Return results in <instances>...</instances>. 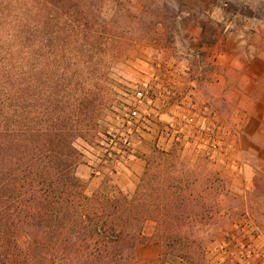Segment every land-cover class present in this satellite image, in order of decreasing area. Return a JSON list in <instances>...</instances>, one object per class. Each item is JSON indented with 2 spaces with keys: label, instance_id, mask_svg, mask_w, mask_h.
Returning <instances> with one entry per match:
<instances>
[{
  "label": "rangeland",
  "instance_id": "obj_1",
  "mask_svg": "<svg viewBox=\"0 0 264 264\" xmlns=\"http://www.w3.org/2000/svg\"><path fill=\"white\" fill-rule=\"evenodd\" d=\"M0 1L9 11L0 19V30L12 33L18 6ZM51 1L48 49L56 43L57 28L65 34L75 25L86 35L82 43L94 47L83 77L102 88L97 126L75 139L81 153L75 172L86 193H133L149 167L190 171L201 162L228 190L218 196V212L198 234L203 258L194 263L162 247L160 261L264 264V0H97L100 16L87 17L77 0ZM65 13L77 22H67ZM38 22L34 16L30 25ZM144 82L162 115L140 143L134 137L131 159L146 163L135 178L131 159L122 165L112 159L98 164L97 155L104 153L100 142L107 131L122 123L133 89ZM192 97L197 106L206 103L216 113L221 128L215 133L225 141L217 159L194 148L172 145L163 151L156 144L159 130L177 114H186ZM91 161L100 171L92 169ZM245 203L255 206L254 217Z\"/></svg>",
  "mask_w": 264,
  "mask_h": 264
},
{
  "label": "trees",
  "instance_id": "obj_2",
  "mask_svg": "<svg viewBox=\"0 0 264 264\" xmlns=\"http://www.w3.org/2000/svg\"><path fill=\"white\" fill-rule=\"evenodd\" d=\"M94 1L74 3L85 17L100 16ZM7 3L18 6V18L14 32L0 30V264H142L149 220L163 250L200 262L198 234L228 192L222 181L200 162L190 171L149 167L133 193L87 194L75 172V139L97 126L102 88L83 77L94 47L74 25L65 34L57 28L48 49L52 1ZM243 207L254 217L255 206Z\"/></svg>",
  "mask_w": 264,
  "mask_h": 264
},
{
  "label": "built area",
  "instance_id": "obj_3",
  "mask_svg": "<svg viewBox=\"0 0 264 264\" xmlns=\"http://www.w3.org/2000/svg\"><path fill=\"white\" fill-rule=\"evenodd\" d=\"M150 88V85L144 82L133 89V102L128 106L125 117H122L119 128L108 130L104 135L105 139L100 142L104 153L102 156L97 155L98 164L107 159H112L120 165L132 160L135 135L140 143L144 133L151 129L152 121L162 115ZM189 106L186 114H177V117L171 118L169 123L159 130L156 137L158 148L169 151L172 145H178L184 149L194 148L209 158L217 159L215 156H221L225 152V141L215 133L216 129L221 128L215 120V111L206 103L197 106L194 97L191 98ZM90 164L94 171H100L93 161Z\"/></svg>",
  "mask_w": 264,
  "mask_h": 264
},
{
  "label": "crops",
  "instance_id": "obj_4",
  "mask_svg": "<svg viewBox=\"0 0 264 264\" xmlns=\"http://www.w3.org/2000/svg\"><path fill=\"white\" fill-rule=\"evenodd\" d=\"M141 159V158H139ZM130 165L132 167L129 169V171H135L133 175L136 177L142 175V173L145 171L146 163L141 159L139 161H131ZM144 233L147 236V241L139 248V258L146 264H163L160 261L161 258V251H162V242L155 235V222L152 220L147 221ZM164 264H172L169 262H165Z\"/></svg>",
  "mask_w": 264,
  "mask_h": 264
}]
</instances>
